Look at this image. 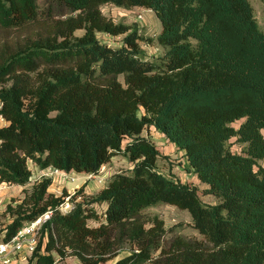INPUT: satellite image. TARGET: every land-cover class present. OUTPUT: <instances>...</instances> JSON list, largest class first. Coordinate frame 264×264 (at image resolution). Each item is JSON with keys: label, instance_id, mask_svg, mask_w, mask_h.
I'll use <instances>...</instances> for the list:
<instances>
[{"label": "trees", "instance_id": "obj_1", "mask_svg": "<svg viewBox=\"0 0 264 264\" xmlns=\"http://www.w3.org/2000/svg\"><path fill=\"white\" fill-rule=\"evenodd\" d=\"M105 5L150 10L161 31L145 37ZM145 40L163 53L147 59ZM0 115V187L32 183L7 205L0 241L52 214L28 264H264V29L249 0H0ZM151 128L215 203L159 170ZM119 156L131 166L94 195L33 179V168L98 176ZM159 205L187 211L203 240L165 243L174 227L144 215Z\"/></svg>", "mask_w": 264, "mask_h": 264}, {"label": "rangeland", "instance_id": "obj_2", "mask_svg": "<svg viewBox=\"0 0 264 264\" xmlns=\"http://www.w3.org/2000/svg\"><path fill=\"white\" fill-rule=\"evenodd\" d=\"M254 9L255 17L264 29V0H249ZM50 0H39L40 5L44 8L48 5ZM103 13L114 19L115 22H124L126 24L135 25L141 34L145 37H156L161 31V22L150 10L142 8H134L131 10L117 8L112 5H105L102 8ZM139 15L142 18H139ZM82 33V32H79ZM99 38L103 42H108L114 47H119L123 40L122 36L114 37L110 35L99 34ZM143 47L144 55L147 59H152L161 55L162 49L151 41L141 42ZM244 120L237 121L233 124L236 128ZM264 133V132H263ZM152 141L156 144L157 148L161 152V157L158 162V168L161 172L166 175L175 176L185 183H190L196 186L200 190V196L206 203H215L216 199L203 194L204 185L198 180L196 175L191 171L190 165L187 159L183 155V151H180L176 145L168 141V139L157 132L154 128L145 131ZM231 148L234 152H241V146L236 143V139L230 141ZM264 166V160L260 162ZM32 167V165L30 164ZM131 164L128 160L123 157L114 158L109 164L105 165L100 174L97 175H77L69 174L68 176H62L48 169L45 171L37 170L33 168L34 178L51 177L53 179V185L50 191L61 195L64 190H67L69 194L73 195L82 186H86L85 192L94 195L101 190V187L105 186L110 176L116 172L128 169ZM32 186L28 184L24 187L11 186L3 184L0 187V231L4 230L6 225L11 221L9 216L6 215V208L9 203L19 201L24 198V190L30 189ZM98 211H103V207L100 205L96 206ZM144 215L147 218L159 217L164 221L166 228L174 227V230L166 236L165 243L170 242L177 236H183L190 239L203 240V237L192 227V220L190 214L172 205H159L156 207L149 208L144 211ZM93 224V223H92ZM1 240V237H0ZM127 252L122 253L118 258L126 256ZM30 256H22L18 259L16 264H28ZM78 262L75 256H70L65 259L61 264H73ZM114 261L108 264H113Z\"/></svg>", "mask_w": 264, "mask_h": 264}, {"label": "built area", "instance_id": "obj_3", "mask_svg": "<svg viewBox=\"0 0 264 264\" xmlns=\"http://www.w3.org/2000/svg\"><path fill=\"white\" fill-rule=\"evenodd\" d=\"M139 18H142L139 15ZM5 124L4 118L0 115V126ZM53 171L62 176H68L64 172L53 168ZM70 207L66 203L62 207L63 212H67ZM48 212L40 218L24 225L10 241H0V264H16L22 256H31L35 251L38 237L43 225L51 218Z\"/></svg>", "mask_w": 264, "mask_h": 264}, {"label": "crops", "instance_id": "obj_4", "mask_svg": "<svg viewBox=\"0 0 264 264\" xmlns=\"http://www.w3.org/2000/svg\"><path fill=\"white\" fill-rule=\"evenodd\" d=\"M53 182H54V181H53ZM103 187H104V186H103ZM103 187H101V189H102ZM50 192H51V191H50ZM51 193H53V192H51ZM54 194H55V193H54ZM87 194H89L88 191H87Z\"/></svg>", "mask_w": 264, "mask_h": 264}]
</instances>
